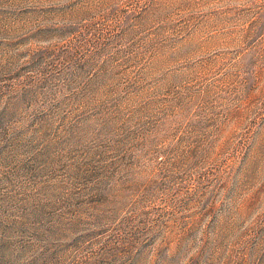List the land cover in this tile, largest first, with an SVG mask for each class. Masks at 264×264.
<instances>
[{
	"label": "rangeland",
	"instance_id": "1",
	"mask_svg": "<svg viewBox=\"0 0 264 264\" xmlns=\"http://www.w3.org/2000/svg\"><path fill=\"white\" fill-rule=\"evenodd\" d=\"M0 264H264V0H0Z\"/></svg>",
	"mask_w": 264,
	"mask_h": 264
}]
</instances>
